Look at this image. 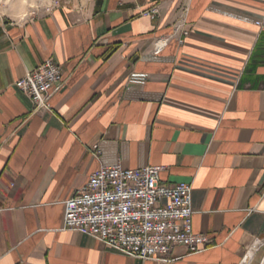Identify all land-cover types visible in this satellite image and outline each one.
<instances>
[{
	"label": "crops",
	"instance_id": "crops-1",
	"mask_svg": "<svg viewBox=\"0 0 264 264\" xmlns=\"http://www.w3.org/2000/svg\"><path fill=\"white\" fill-rule=\"evenodd\" d=\"M46 59L62 82L36 112L15 82ZM115 164L190 183L192 229L210 245L142 260L65 230V200ZM262 246L264 0H72L0 16V264H242L253 251L252 264Z\"/></svg>",
	"mask_w": 264,
	"mask_h": 264
},
{
	"label": "built area",
	"instance_id": "built-area-1",
	"mask_svg": "<svg viewBox=\"0 0 264 264\" xmlns=\"http://www.w3.org/2000/svg\"><path fill=\"white\" fill-rule=\"evenodd\" d=\"M156 16V6L142 12ZM174 32H180L179 27ZM181 43L182 41L179 40ZM62 82L61 67L46 59L15 82L36 112L50 109L52 92ZM163 166H102L65 200L63 228L87 235L124 256L167 260L175 246L189 252L211 240L192 229V185L160 183Z\"/></svg>",
	"mask_w": 264,
	"mask_h": 264
},
{
	"label": "rangeland",
	"instance_id": "rangeland-1",
	"mask_svg": "<svg viewBox=\"0 0 264 264\" xmlns=\"http://www.w3.org/2000/svg\"><path fill=\"white\" fill-rule=\"evenodd\" d=\"M72 0H0V16L7 20L21 21L30 16L47 12L62 3H70ZM251 261L254 252L251 251ZM264 246L260 247L252 264H264ZM243 261L242 264H248Z\"/></svg>",
	"mask_w": 264,
	"mask_h": 264
},
{
	"label": "bare ground",
	"instance_id": "bare-ground-1",
	"mask_svg": "<svg viewBox=\"0 0 264 264\" xmlns=\"http://www.w3.org/2000/svg\"><path fill=\"white\" fill-rule=\"evenodd\" d=\"M244 261H248L249 262L248 264L251 263V254L250 253L246 256ZM263 261H264V257H263Z\"/></svg>",
	"mask_w": 264,
	"mask_h": 264
}]
</instances>
